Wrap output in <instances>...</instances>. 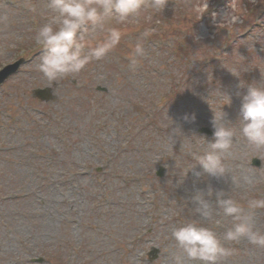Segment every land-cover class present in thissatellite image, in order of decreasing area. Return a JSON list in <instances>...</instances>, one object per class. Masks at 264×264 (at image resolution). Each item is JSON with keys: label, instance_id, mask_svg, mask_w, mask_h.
I'll list each match as a JSON object with an SVG mask.
<instances>
[{"label": "rangeland", "instance_id": "374dc122", "mask_svg": "<svg viewBox=\"0 0 264 264\" xmlns=\"http://www.w3.org/2000/svg\"><path fill=\"white\" fill-rule=\"evenodd\" d=\"M15 1L0 0V62L48 19L47 0ZM195 3L167 0L161 14L149 8L139 21L118 26L120 44L75 77L49 85L34 70L36 47L0 85V264H30L29 257L50 253L57 264L74 253L73 264H119V256L121 264H139L138 253L151 248L158 251L151 264H173L171 232L198 219L190 200L197 190L223 189L241 204L264 198V152H254L238 131L224 177L183 176L189 150H207L200 137L212 138L210 120L223 102L218 91L232 97L222 111L235 125V93L264 80V0H208L200 18ZM231 9L242 22L217 28ZM146 29L148 55L132 72L127 56ZM175 43L188 46L184 59L169 52ZM37 87H50L52 100L32 98ZM193 113L195 122L183 119ZM202 126L211 134H198ZM231 223L217 212L207 226L222 236ZM254 223L264 231V209ZM142 233L148 237L129 243ZM231 247L222 264H264V247L246 240Z\"/></svg>", "mask_w": 264, "mask_h": 264}, {"label": "clouds", "instance_id": "9594fccd", "mask_svg": "<svg viewBox=\"0 0 264 264\" xmlns=\"http://www.w3.org/2000/svg\"><path fill=\"white\" fill-rule=\"evenodd\" d=\"M166 3L167 0H153L151 4L146 0H47L48 19L32 36L41 50L34 70L49 85L79 75L86 66L104 59L120 44L124 32L118 26L139 21L149 8L153 9L152 14H161ZM193 7L200 18L208 11V0H196ZM148 18L151 19V14ZM241 22L242 15L231 9L223 14L216 27L235 29ZM150 35V29L144 30L128 53L130 71L134 72L147 57L145 41ZM238 87H244L243 82ZM218 94L223 102L210 120L212 138L206 142L200 137L207 150L200 153L189 150L192 163H188L183 176L192 171L197 178L202 174L224 177L228 172L226 156L234 147L237 131L254 152H264V80L248 85L245 94L235 93L241 101L238 128L225 119L222 111L223 105L231 104L232 97L219 91ZM183 119L195 122L196 117L194 113L186 114ZM172 130L169 140L174 144L176 129ZM196 165L199 171L195 170ZM190 200L195 205L191 210L198 219L173 228L171 238L178 250L172 258L173 264H222L235 252L231 245L241 240L264 247V231L254 223L255 212L264 209V198L246 197L241 204L228 191L208 186L204 191L197 190ZM217 212L232 220L222 236L207 226Z\"/></svg>", "mask_w": 264, "mask_h": 264}]
</instances>
